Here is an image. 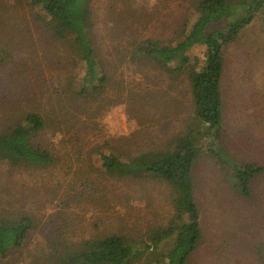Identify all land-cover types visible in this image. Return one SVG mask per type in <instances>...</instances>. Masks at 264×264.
Returning a JSON list of instances; mask_svg holds the SVG:
<instances>
[{
    "label": "rangeland",
    "instance_id": "obj_1",
    "mask_svg": "<svg viewBox=\"0 0 264 264\" xmlns=\"http://www.w3.org/2000/svg\"><path fill=\"white\" fill-rule=\"evenodd\" d=\"M194 3L93 0L92 35L107 80L76 98L82 69L50 33L44 11L26 0H0V130L24 125L27 112L40 113L44 127L36 140L53 157L44 166L0 160V216L24 214L34 223L23 248L0 264H51L53 243L111 233L143 250L136 264H154L171 248L174 236L154 252L145 248L151 230L171 217L170 189L106 174L97 152L164 149L193 124L205 150L214 144V131L203 135L192 115L185 76L153 64L140 44L180 38L173 31ZM138 13L150 15L134 19ZM191 55L201 58L199 50ZM221 92L226 156L203 152L193 168L202 239L186 264H264V172L253 179L250 199L238 194L233 174L245 163L264 168V19L225 47Z\"/></svg>",
    "mask_w": 264,
    "mask_h": 264
},
{
    "label": "trees",
    "instance_id": "obj_2",
    "mask_svg": "<svg viewBox=\"0 0 264 264\" xmlns=\"http://www.w3.org/2000/svg\"><path fill=\"white\" fill-rule=\"evenodd\" d=\"M26 2L44 11L45 19L50 20L47 27L52 36L66 43L79 63L82 70L75 77L79 85L74 94L76 98L96 93L107 76L92 35L95 27L93 0ZM192 9L189 17L183 16L178 29H173V34L180 38H147L140 44L141 47L144 44L142 54L152 59L153 64L169 74L185 76L192 96V115L198 125L205 127L203 135L214 131V144L205 150L201 133L193 124L164 149L127 155L114 148L97 152L101 169L106 174L123 179L147 178L170 189L171 217L165 225L151 230L145 248L154 252L162 241L173 236L174 240L171 248L160 253L154 264H186L201 242L200 212L192 176L203 152L226 156L221 144L224 49L257 18L264 19V0H195ZM148 16L138 13L133 18L145 20ZM195 50L200 51L201 58L191 55ZM43 127L44 116L30 111L25 114L24 125L15 123L0 130V160L24 166L51 163V153L36 140V134ZM233 170L238 194L250 199L251 183L264 168L245 163L242 168L234 167ZM33 226L32 218L24 214L14 218L0 216V260L7 258L10 251L23 248ZM52 248L51 264H136L143 253L133 240L115 233L86 238L72 245L60 246L56 242Z\"/></svg>",
    "mask_w": 264,
    "mask_h": 264
}]
</instances>
